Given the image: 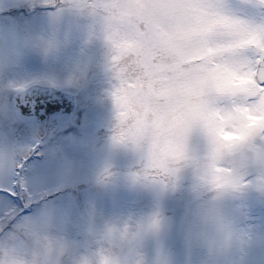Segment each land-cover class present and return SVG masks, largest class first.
I'll use <instances>...</instances> for the list:
<instances>
[{
  "label": "snow or ice",
  "instance_id": "6c2138e0",
  "mask_svg": "<svg viewBox=\"0 0 264 264\" xmlns=\"http://www.w3.org/2000/svg\"><path fill=\"white\" fill-rule=\"evenodd\" d=\"M69 7L90 10L108 48L115 81L111 139L139 147L145 161L130 173L134 182L167 187L178 171L173 165L188 158L194 139L212 158L219 152L217 137L264 146V0H73ZM27 159H12L14 179L0 190L31 201L21 175ZM202 179L217 187L231 182L222 169ZM157 224L153 214L131 233L125 225L119 245L129 258L125 264L145 253L146 234ZM111 232L84 247L73 244L74 253L104 251ZM25 237L40 239L29 217L10 232L0 228V240L13 245L5 249L6 261L16 248L30 247ZM154 252L170 264L159 242Z\"/></svg>",
  "mask_w": 264,
  "mask_h": 264
},
{
  "label": "rangeland",
  "instance_id": "374dc122",
  "mask_svg": "<svg viewBox=\"0 0 264 264\" xmlns=\"http://www.w3.org/2000/svg\"><path fill=\"white\" fill-rule=\"evenodd\" d=\"M10 2L31 5L33 0H0V5ZM41 12L22 13L19 20L0 15V187L11 186L12 159L22 153L30 157L22 176L34 196L27 201L1 190L0 228L10 232L25 217H50L54 231L84 247L106 221L139 217L159 200L172 226L159 239L148 238L145 253L151 256L159 242L172 264H187L197 255L186 247L183 235L190 207L187 179L176 192L159 198L154 190L128 182L126 174L135 168L138 155L114 146L111 139L115 110L110 93L115 81L98 26L75 9L56 18ZM52 35L57 46L45 53L36 38ZM8 59L14 61L11 66ZM28 78L52 79L56 87L76 92L78 109L70 116L54 114L47 123L21 116L7 97ZM198 148L194 139L192 149ZM106 168L114 175L104 183L100 177ZM228 207L249 227L251 240L242 264H264V193L249 189Z\"/></svg>",
  "mask_w": 264,
  "mask_h": 264
},
{
  "label": "clouds",
  "instance_id": "9594fccd",
  "mask_svg": "<svg viewBox=\"0 0 264 264\" xmlns=\"http://www.w3.org/2000/svg\"><path fill=\"white\" fill-rule=\"evenodd\" d=\"M42 2L51 8L54 18L59 17L66 10H78L69 7L73 0H42ZM83 13L93 20L90 10H85ZM35 42L45 53L54 49L58 43L55 35L37 37ZM217 142L219 152L215 158L209 156L208 149L204 145L198 150L191 149L186 160L175 163L173 167L178 171L167 187L150 180L141 179L134 182L130 173L139 172L145 163L138 155L139 147L113 142L114 146L129 149L138 155L135 168L126 174V179L132 186L154 190L159 198L167 193L176 192L187 179L190 207L183 235L186 247L197 254L187 264H242L241 257L251 240L249 227L242 218L233 215L228 204L230 201H237L249 189L264 193V146L247 138L217 137ZM22 156L21 153L15 159L19 160ZM215 169L226 171L229 180L236 186L233 187L230 182L217 187L202 179L203 176L212 175ZM106 172L111 175H106ZM113 175L112 171L106 168L100 180L104 183L110 182ZM153 214H156L158 224L154 230L150 229L147 232L146 239H159L172 225L158 200L152 210L144 215L106 221L99 233L92 234V241H95L105 237L108 230L112 229L110 236L107 237L106 249L86 256L83 253H74V243L54 231L51 219L31 218L40 232L39 242L32 237H25L30 247L16 248L6 261L5 249L11 252L13 245L11 241L0 240V264H72L73 259L79 260L80 264H125L129 258L122 256L119 248L126 239L121 234L125 225L131 233L135 231L138 223L147 224ZM61 244L64 245L63 250L60 249ZM130 259L131 264H145L146 261L148 264H162V259L158 258L155 252L151 256L143 253ZM164 259L172 264L167 254Z\"/></svg>",
  "mask_w": 264,
  "mask_h": 264
},
{
  "label": "water",
  "instance_id": "95a60500",
  "mask_svg": "<svg viewBox=\"0 0 264 264\" xmlns=\"http://www.w3.org/2000/svg\"><path fill=\"white\" fill-rule=\"evenodd\" d=\"M15 99L23 112L35 113L38 117L45 114L49 108V111L66 110L71 106V104L68 105L69 96L64 92L41 88L40 86H31L19 92ZM51 99H53L52 102Z\"/></svg>",
  "mask_w": 264,
  "mask_h": 264
}]
</instances>
